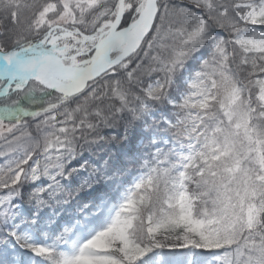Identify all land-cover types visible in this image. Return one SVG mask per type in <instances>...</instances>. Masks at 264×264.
I'll return each instance as SVG.
<instances>
[{"label": "snow or ice", "instance_id": "obj_1", "mask_svg": "<svg viewBox=\"0 0 264 264\" xmlns=\"http://www.w3.org/2000/svg\"><path fill=\"white\" fill-rule=\"evenodd\" d=\"M0 264H264V0H0Z\"/></svg>", "mask_w": 264, "mask_h": 264}]
</instances>
